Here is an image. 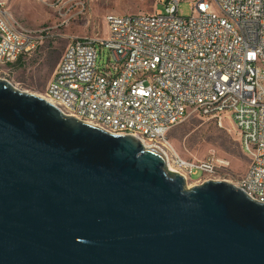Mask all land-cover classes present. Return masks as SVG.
I'll return each mask as SVG.
<instances>
[{
    "label": "water",
    "instance_id": "water-1",
    "mask_svg": "<svg viewBox=\"0 0 264 264\" xmlns=\"http://www.w3.org/2000/svg\"><path fill=\"white\" fill-rule=\"evenodd\" d=\"M0 264H264V204L0 79Z\"/></svg>",
    "mask_w": 264,
    "mask_h": 264
},
{
    "label": "built area",
    "instance_id": "built-area-1",
    "mask_svg": "<svg viewBox=\"0 0 264 264\" xmlns=\"http://www.w3.org/2000/svg\"><path fill=\"white\" fill-rule=\"evenodd\" d=\"M211 1L190 2L188 17L179 15V0L162 3L163 11L107 15L105 38L70 39L42 98L65 116L159 151L185 182L199 171L217 180L218 165L182 159L167 133L190 116L228 119L249 159L236 186L264 204V0ZM44 30L19 24L0 1V65L34 53ZM97 46L109 52L103 68Z\"/></svg>",
    "mask_w": 264,
    "mask_h": 264
},
{
    "label": "rangeland",
    "instance_id": "rangeland-1",
    "mask_svg": "<svg viewBox=\"0 0 264 264\" xmlns=\"http://www.w3.org/2000/svg\"><path fill=\"white\" fill-rule=\"evenodd\" d=\"M5 11L19 24L31 29H45L46 37L21 63L0 65V79L20 91L43 97L54 69L71 38H105L107 15L151 13L163 11L167 0H0ZM179 0L182 17L191 15L190 2ZM212 4L211 0H208ZM211 11L218 13L212 5ZM97 66L109 61L107 49L97 46ZM178 153L187 161L213 160L218 167L214 177L236 185L245 174L249 159L241 151L238 134L228 119L221 124L198 116H190L166 135ZM199 178V179H198ZM185 182L191 188L208 181L199 171Z\"/></svg>",
    "mask_w": 264,
    "mask_h": 264
},
{
    "label": "trees",
    "instance_id": "trees-1",
    "mask_svg": "<svg viewBox=\"0 0 264 264\" xmlns=\"http://www.w3.org/2000/svg\"><path fill=\"white\" fill-rule=\"evenodd\" d=\"M21 59H22V57H20V58H19L17 61H15V62L20 64V63H21ZM15 62H14V63H15ZM12 64H13V63H12ZM9 65H11V64H9Z\"/></svg>",
    "mask_w": 264,
    "mask_h": 264
},
{
    "label": "bare ground",
    "instance_id": "bare-ground-1",
    "mask_svg": "<svg viewBox=\"0 0 264 264\" xmlns=\"http://www.w3.org/2000/svg\"><path fill=\"white\" fill-rule=\"evenodd\" d=\"M168 169H171V167L169 166V168ZM171 171V170H170Z\"/></svg>",
    "mask_w": 264,
    "mask_h": 264
}]
</instances>
